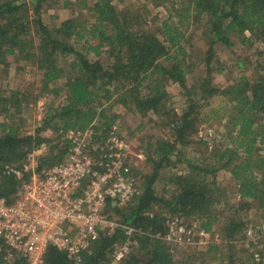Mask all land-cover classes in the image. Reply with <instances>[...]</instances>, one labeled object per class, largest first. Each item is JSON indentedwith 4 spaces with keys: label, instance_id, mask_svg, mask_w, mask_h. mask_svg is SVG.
Returning a JSON list of instances; mask_svg holds the SVG:
<instances>
[{
    "label": "trees",
    "instance_id": "1",
    "mask_svg": "<svg viewBox=\"0 0 264 264\" xmlns=\"http://www.w3.org/2000/svg\"><path fill=\"white\" fill-rule=\"evenodd\" d=\"M51 1L54 0H0V66L6 65L8 56L19 55L36 65L45 88L62 80V89L66 92L63 102L43 118L41 127L33 134L20 136L13 124H1L0 198L7 203L16 199L20 185L27 179L28 174L17 178L6 174L4 167H22L27 154L41 143H46L47 151L38 157V169L62 161L69 145L66 140L60 139V129L84 130L94 122L99 129L103 126L109 128L112 125L109 120L101 125V121L107 119L108 107H104L107 102L129 105L142 116L148 113L160 115L167 108L169 83L177 84L185 94L190 95V89L186 85L188 69L180 59L184 54L182 36L169 20L163 22L165 39L162 41L149 30L134 24L135 21L124 16L123 11H117L110 0H95L90 11L95 16L97 25L92 26L91 33H99L98 43L107 47L106 53L113 57L111 65L105 66L99 60L89 61L68 43L72 37L82 39L81 24L76 19L64 20L52 29L43 23L42 5ZM168 1L170 0H151L155 6ZM184 2V11L187 14H203L207 16L210 24L213 38L206 52V75L200 91L201 96L219 95L230 104L229 141L234 147L224 149L218 159V168L199 166L181 155L178 147L184 145L188 137L196 131L201 105L191 100L181 114L172 115L173 118L168 122L172 131L171 139L155 141L148 154L153 169L150 175L142 178L139 184L140 195L123 205L109 204L106 209L109 218L145 233L136 238L137 245L133 249L142 253L143 258H138L137 254L131 252L124 264H177L167 246L152 237L164 230L163 223L166 218L162 216L163 212H155V207L164 208L169 214H177L181 219L184 217L195 220L198 227L210 237L213 227L221 225L222 239L233 240L245 224L230 215L220 216L216 210L217 204L225 200L223 190L215 179V173L219 169L227 170L236 182L238 210L250 209L253 201L264 206V156L257 153L264 147V124H260L264 117V74L255 79L241 77L223 88L210 85L213 44L221 41L230 47L228 33H248L249 36L244 38V42L255 40L264 48V0ZM90 50L98 54L99 46H89L88 52ZM68 56H74L75 59L67 67L62 66L60 57ZM57 122H62L63 125H58ZM46 129H52L55 137H42L41 132ZM101 134L103 137L106 135ZM257 144L260 146H256ZM239 151L243 152V157L240 162L235 163ZM151 155L154 158L151 159ZM175 164H185L188 172L170 175L168 183L173 184L175 190L169 199L156 196L154 184L161 170ZM257 173L262 176H256ZM221 203L222 209L227 207L226 201ZM123 239V234L119 231L111 237L100 235L90 245V251L83 255L84 264H108L111 247ZM227 243V247L231 248L230 242ZM221 249L219 245L208 246V250L214 252L221 253ZM4 254L5 250H0V264H26L24 259L18 257L8 263L3 258ZM228 259L231 261L230 257ZM43 264L73 263L66 253L49 247Z\"/></svg>",
    "mask_w": 264,
    "mask_h": 264
},
{
    "label": "rangeland",
    "instance_id": "2",
    "mask_svg": "<svg viewBox=\"0 0 264 264\" xmlns=\"http://www.w3.org/2000/svg\"><path fill=\"white\" fill-rule=\"evenodd\" d=\"M94 1L54 0L46 2L42 5L41 17L49 29L59 26L64 20L76 19L82 27H80L82 39L72 37L68 43L89 61L99 60L105 66H109L113 57H109V53H106L107 47L98 43L99 33H91L92 26L97 25L95 16L90 11ZM110 1L117 11H123L124 16L135 21L134 24L149 30L162 41L165 39L162 31L163 22L169 20L182 36L181 45L184 48V54L180 56V59L184 61L188 69L186 85L190 89V95L185 94L177 84L169 83L167 108L160 115L148 113L142 116L133 107L116 102H107L104 105L105 108L108 107L107 119L100 120L101 125L108 120L112 125L109 128L102 125L101 131L108 133L115 127L117 135L128 143L129 150L125 163L129 165L130 173L136 179L140 192L139 184L142 178L150 175L153 169L148 154L152 151L155 141L171 139L172 131L168 125L169 120L173 118V114H181L191 100L201 105L197 129L188 137L184 145L178 147V152L199 166L210 169L218 168V159L224 149L234 146L229 141L230 104L219 95L201 96L200 85L206 75V52L213 38L207 16L197 12L187 14L184 11V0H170L159 6H155L151 0ZM227 36L231 42L230 47L221 41L213 44L214 55L210 65L211 87L223 88L241 77L255 79L264 74L263 46L255 40L244 42V38L249 36L248 33L244 35L228 33ZM89 46H99L98 54L91 50L88 52ZM74 59V56L60 57V63L67 67ZM41 80V72L36 65L19 55L8 56L6 65L0 66V135L3 133L1 124L4 122L13 124L20 136L33 134L37 128L41 127L43 118L47 117L66 98V92L62 89V80L49 84L47 88ZM57 124L63 125L62 122H57ZM260 124H264V117L261 118ZM41 135L49 139L55 137L52 129L42 131ZM257 153L264 156V147ZM241 157H243V152L239 151L235 163L240 162ZM152 158H154L153 155H151ZM187 172L185 164H175L162 169L154 184L156 196L169 199L175 190L173 184L168 183L170 175ZM262 173L264 175V170ZM262 175L261 173L256 174L258 177ZM215 179L225 195V200H221L216 206L217 212L220 216L230 215V217L239 218L244 221L245 226L231 241L222 239L221 225H217L213 227L209 245L167 247L173 261L177 264H264V206H259L253 201L250 209L238 210L239 197L235 193L236 182L229 172L219 169L215 173ZM224 201L227 207L222 209L221 202ZM225 208L227 209L224 210ZM156 210L163 212L162 216L165 217L178 216L169 214L164 208L155 207L154 211ZM182 219L189 224L196 222L184 217ZM221 222H223L222 218ZM250 225L258 226L259 230L252 236H247L245 230ZM227 242H230L231 248L227 247ZM210 245H219L222 248L221 253L208 250ZM131 252L137 254L138 258H143L142 253L137 250ZM255 254L259 255L260 261L254 259ZM228 257L231 261L234 260L233 263Z\"/></svg>",
    "mask_w": 264,
    "mask_h": 264
},
{
    "label": "built area",
    "instance_id": "3",
    "mask_svg": "<svg viewBox=\"0 0 264 264\" xmlns=\"http://www.w3.org/2000/svg\"><path fill=\"white\" fill-rule=\"evenodd\" d=\"M101 130L96 122L84 130L60 129L68 151L50 167L38 169L46 143L27 154L22 167H4L6 174L17 178L28 174L13 202L0 198V250H5V261L12 263L18 257L26 264H43L47 249L54 247L73 264H84L83 255L92 242L119 231L124 239L111 247L108 264H124L137 245L136 238L145 233L109 218L106 209L109 204L123 205L141 192L125 163L128 143L115 127L105 137ZM163 225L164 230L152 237L167 247L210 243V235L196 223L167 216ZM257 230L258 226L250 225L245 233L252 236ZM254 256L260 261L258 254Z\"/></svg>",
    "mask_w": 264,
    "mask_h": 264
}]
</instances>
